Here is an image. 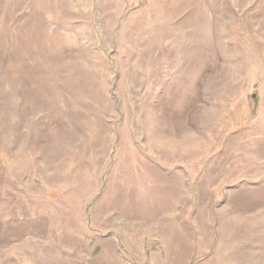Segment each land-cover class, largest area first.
<instances>
[{"label":"rangeland","instance_id":"1","mask_svg":"<svg viewBox=\"0 0 264 264\" xmlns=\"http://www.w3.org/2000/svg\"><path fill=\"white\" fill-rule=\"evenodd\" d=\"M0 264H264V0H0Z\"/></svg>","mask_w":264,"mask_h":264}]
</instances>
